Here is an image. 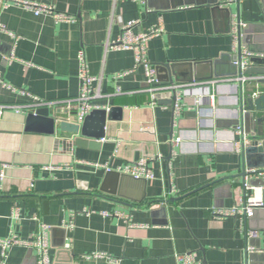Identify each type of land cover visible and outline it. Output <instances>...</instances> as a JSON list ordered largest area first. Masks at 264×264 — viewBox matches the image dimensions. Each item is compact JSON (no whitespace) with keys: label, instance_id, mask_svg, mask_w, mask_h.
Here are the masks:
<instances>
[{"label":"crops","instance_id":"obj_1","mask_svg":"<svg viewBox=\"0 0 264 264\" xmlns=\"http://www.w3.org/2000/svg\"><path fill=\"white\" fill-rule=\"evenodd\" d=\"M14 1L50 6L74 22L35 16L13 0H2L0 24L6 31L0 30V74L6 87L0 83V105L77 98L82 50L89 74L99 79L95 87L105 96L96 100L98 110L122 112L120 120L106 121L97 149L72 141L65 145L57 126L55 135L26 132L27 111L1 113L0 239L15 235L29 241L38 224L48 226L50 264H176L175 256L187 252L200 264H245L247 255L264 253V208L243 220L212 214L233 207L239 197L242 161L232 145L240 140L229 122L240 95L245 103L255 88L264 91L257 81L263 76L247 74L242 85L222 79L183 83L192 91L178 93L176 112L166 103L151 104L143 92V68L135 67L131 50L109 46L124 24L138 21L135 33L162 28L147 41V59L154 66L236 55L230 33L218 31L210 8L158 11L147 0ZM226 6L230 29L238 19L247 25L242 49L253 54L248 68L264 70L259 57L264 55V0ZM9 55L13 61L7 64L3 58ZM117 87L122 94H113ZM59 111L49 107L50 116L66 119ZM140 159L153 173L144 187L120 178L105 181L107 172L120 173ZM244 182L262 187L264 195V176H246ZM14 210L19 219L12 218ZM69 223L72 228H65ZM248 244H259L262 252ZM6 253H0V264H36L32 248L13 246Z\"/></svg>","mask_w":264,"mask_h":264},{"label":"water","instance_id":"obj_2","mask_svg":"<svg viewBox=\"0 0 264 264\" xmlns=\"http://www.w3.org/2000/svg\"><path fill=\"white\" fill-rule=\"evenodd\" d=\"M239 1L240 0H147L148 5L158 11L175 10L184 6H207L211 10L214 23L220 24L221 28L218 31L227 34L230 33L231 8L226 5L232 2L238 5ZM238 40V50L234 56L222 54L216 61L166 62L165 64L156 65V76L159 83L162 85L193 83L212 79L234 78L241 74L247 75L252 73L264 76V70L251 67L241 72L239 66L234 64L235 60H238V62L241 61V49L245 48L247 45L245 31H239ZM260 83H264V80H261ZM166 98H168V101L163 102ZM154 99L159 104L174 106L177 93L172 90L156 93ZM235 111V118L229 122V125L234 127L235 131L238 127L240 129L239 152L242 161V170L239 177L243 178L244 184L246 176L264 173V95L257 98H248L245 100V103L243 96L240 95ZM107 112H105V110L92 111V113L84 119L82 124L77 125L65 120H56L50 116L48 107L32 108L27 110L26 113L25 131L55 135L57 126V131L65 136L63 140L65 145L72 141V144L77 147L97 149V140L105 137L104 128L106 121L120 120L122 109L114 107ZM66 136H71V138L67 139ZM110 178L114 180L120 178L123 182L131 185L138 184L141 187H144L147 183L144 179H135L116 171H109L106 173L105 181ZM117 195L119 194L117 193ZM137 201H141V199ZM248 245L253 251L255 249L261 251L259 244L255 247L250 244ZM255 255L256 256L253 258L247 255L245 264H264V253H256Z\"/></svg>","mask_w":264,"mask_h":264},{"label":"built area","instance_id":"obj_3","mask_svg":"<svg viewBox=\"0 0 264 264\" xmlns=\"http://www.w3.org/2000/svg\"><path fill=\"white\" fill-rule=\"evenodd\" d=\"M14 3L18 4L24 10H30L33 12L35 16H40L42 14L49 15L53 18L55 22H65V23H73L74 18L64 14L62 12H56L52 7L47 5H37L28 1H14ZM2 0H0V4ZM6 5H4L5 7ZM138 26V21H129L128 23L124 24L121 28V32L116 41L112 42L109 45L111 48L115 50H128L133 52V57L135 59V67H142L144 71V77L146 89L143 91L147 94H150L151 104L155 103L154 96L156 93H163L165 91H175V93L183 92L186 95H190L189 91H192L191 85H162L159 83L157 76H156V68L152 65L149 60L147 59V41L153 37L159 36L162 33V28L160 25L151 27L147 33H135L134 29ZM247 28V25L243 22H240L239 19L233 24L230 29V36L231 40L233 41V48L234 50H238V37L239 31H243ZM0 30L6 31L5 28L0 24ZM10 34V33H9ZM11 36L15 37L13 34ZM108 46V45H107ZM241 61L238 60L234 61V64L239 66L240 71L243 72L248 68V63L253 57L252 53L247 52L246 50L241 49ZM259 57L264 58V55H259ZM3 61L7 64L13 61V56L9 55V57H4ZM77 61L80 64L79 70V78L81 79V88L79 91V96L75 99H67L62 100L60 102H40L36 99L33 100L32 103L27 104L26 106H18V105H0V116L4 110H14L15 112H22L27 111L32 108H44V107H51V106H58L59 113H64L66 115L67 122H71V119H74V124L80 125L84 121V119L92 113V111H97L100 106L95 103L96 100L102 99L105 96L102 95L99 91L98 86L95 87L96 82L99 80L98 78H94L89 74L87 61H85V57L83 51H79L77 55ZM122 74H116L114 77H119ZM264 80V76L260 78L261 81ZM221 81L224 82H234L237 81L241 85L248 81V78L245 74H241L234 78H227L222 79ZM0 83L6 87L3 80L1 79L0 74ZM257 89V90H256ZM123 92L117 87L113 94L120 95ZM261 95H264V91L259 90V88H255L249 93L250 98H257ZM112 96V95H110ZM179 94L177 95L176 103L173 106V109L178 112L180 111L179 108L181 106ZM75 110V115L73 116L71 110ZM73 123V122H71ZM236 132L239 134L240 129L239 127L236 129ZM180 142L179 138H176L174 143L177 144ZM233 151H239L240 144L239 142L234 143L232 145ZM148 161L146 159H140L136 162H132L126 166L123 170H120V173L128 175L135 179H144L149 181L153 178V173L151 168L148 166ZM6 168V167H4ZM3 170L0 171V179L3 178ZM258 175L264 176V173H259ZM250 192V193H249ZM238 199L236 204L229 209H220V210H213L212 214L217 217H233L239 219H247L251 218L254 215L255 210L263 209L264 208V195H263V188L260 186L250 187L246 183L242 184L239 192H238ZM107 215L106 213H103ZM12 218H18L17 210L12 212ZM65 228H72V225L69 223L65 225ZM48 226H44L43 224H38L37 230L32 234V238L29 241H23L19 239L15 235H10L5 239H0V253L3 257L6 256V252L8 249L12 248L13 246H22L25 248H32L34 253H36V264H50L49 258V239H48ZM257 232H250L248 236L250 238H255ZM176 264H200L193 256L192 253L187 254H178L175 256Z\"/></svg>","mask_w":264,"mask_h":264}]
</instances>
